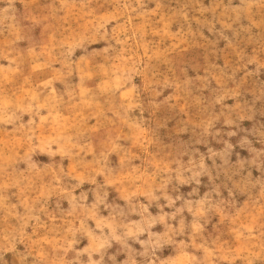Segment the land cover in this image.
<instances>
[{
    "label": "rangeland",
    "instance_id": "1",
    "mask_svg": "<svg viewBox=\"0 0 264 264\" xmlns=\"http://www.w3.org/2000/svg\"><path fill=\"white\" fill-rule=\"evenodd\" d=\"M0 264H264V0H0Z\"/></svg>",
    "mask_w": 264,
    "mask_h": 264
}]
</instances>
